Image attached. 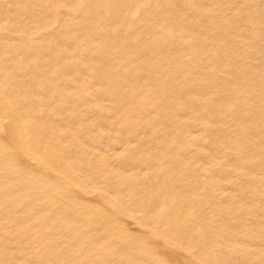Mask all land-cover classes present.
<instances>
[{
  "label": "bare ground",
  "instance_id": "bare-ground-1",
  "mask_svg": "<svg viewBox=\"0 0 264 264\" xmlns=\"http://www.w3.org/2000/svg\"><path fill=\"white\" fill-rule=\"evenodd\" d=\"M113 28L74 18L66 25L62 20L55 30L41 23L20 40L25 49L21 55L31 48L24 61H32L29 74L37 73L32 86L40 95L29 106L34 111L42 106L44 155L51 170L44 180L21 181L7 193L0 176V247L6 223L12 232L39 235L57 248L115 247L126 238L125 229L143 231L134 209L151 206L157 190L167 184L165 195L182 190L185 211L195 209L196 227L223 237L214 246L221 249L219 258L261 264L259 145L254 174L241 176V161L230 150L233 120L241 112L228 113L224 94L229 85L219 76V35L207 20L188 26L183 34L187 42L163 34L155 42L139 29ZM4 50L0 37V58ZM29 164L40 168V161ZM244 188L253 192L243 194Z\"/></svg>",
  "mask_w": 264,
  "mask_h": 264
},
{
  "label": "snow or ice",
  "instance_id": "snow-or-ice-1",
  "mask_svg": "<svg viewBox=\"0 0 264 264\" xmlns=\"http://www.w3.org/2000/svg\"><path fill=\"white\" fill-rule=\"evenodd\" d=\"M74 18L94 20L97 27L112 24L113 31L127 25L129 32H147L155 42L161 39L160 34L183 41L189 25L208 21L214 34L219 35L217 55H222L223 64L219 76L229 85L224 94L228 113L237 109L241 112L233 120L235 141L230 148L241 161V176L254 174L255 148L259 145V239L264 256V0L214 4L148 0L108 4L57 0L0 3V37L5 44L4 56L0 58V176L4 191L14 190L21 181L44 180L45 173L51 170L44 155L47 145L41 123L42 106H35L38 111L29 106L33 97L40 95L32 86L37 73L29 74L32 61H24L31 48L21 55L25 49L20 40L41 23L55 30L61 27L62 20L66 25ZM40 85H44L42 78ZM219 107L224 110L223 103ZM29 161H40V168L31 166ZM167 188L165 184L157 190L151 206L134 209L140 213L135 219L143 231L130 233L125 229L126 238L111 248L107 244L92 249L85 245L57 248L43 243L39 235L29 237L23 230L12 232L6 223L0 264H231L219 258L221 249L214 247L223 237L215 235L212 229L196 227L195 209L185 211L182 190L169 196L164 194ZM252 192L251 188L243 189V194ZM241 196L238 194V198ZM117 252L121 253L119 259L109 258ZM22 256L27 258L21 259Z\"/></svg>",
  "mask_w": 264,
  "mask_h": 264
}]
</instances>
